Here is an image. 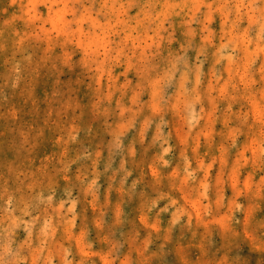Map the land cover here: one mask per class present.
I'll list each match as a JSON object with an SVG mask.
<instances>
[{
	"label": "clouds",
	"instance_id": "9594fccd",
	"mask_svg": "<svg viewBox=\"0 0 264 264\" xmlns=\"http://www.w3.org/2000/svg\"><path fill=\"white\" fill-rule=\"evenodd\" d=\"M0 264H264V0H0Z\"/></svg>",
	"mask_w": 264,
	"mask_h": 264
}]
</instances>
